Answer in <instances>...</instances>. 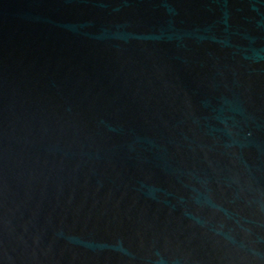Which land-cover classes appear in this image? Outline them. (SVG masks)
<instances>
[{
  "label": "water",
  "instance_id": "obj_1",
  "mask_svg": "<svg viewBox=\"0 0 264 264\" xmlns=\"http://www.w3.org/2000/svg\"><path fill=\"white\" fill-rule=\"evenodd\" d=\"M0 264H264V0H0Z\"/></svg>",
  "mask_w": 264,
  "mask_h": 264
}]
</instances>
